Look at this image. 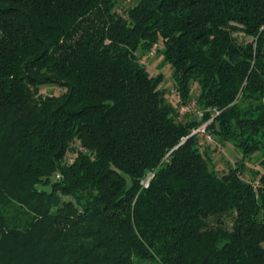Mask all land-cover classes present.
<instances>
[{
    "label": "trees",
    "instance_id": "16d2710c",
    "mask_svg": "<svg viewBox=\"0 0 264 264\" xmlns=\"http://www.w3.org/2000/svg\"><path fill=\"white\" fill-rule=\"evenodd\" d=\"M205 124L264 169V0H0V264H264V176Z\"/></svg>",
    "mask_w": 264,
    "mask_h": 264
},
{
    "label": "rangeland",
    "instance_id": "374dc122",
    "mask_svg": "<svg viewBox=\"0 0 264 264\" xmlns=\"http://www.w3.org/2000/svg\"><path fill=\"white\" fill-rule=\"evenodd\" d=\"M241 41L251 42L252 39H246L239 35ZM145 64H147V69L152 75L163 74L164 75V83L162 88L168 90V100L173 103L177 104V98L175 94V88L173 86V81L171 78V72L168 65H162V60L160 58H153L148 59L145 57L144 60ZM48 92H55L58 93L59 90L55 88H45ZM44 89V90H45ZM196 90V87H194ZM188 106V105H187ZM185 106V107H187ZM190 109L186 112H181L180 109V116L181 118H186L188 115L193 118L201 117L198 111V107L193 100L189 104ZM201 129V128H200ZM198 129H195V131ZM200 145L201 150L204 152L208 149L209 155L212 158L214 168L216 171L223 175L227 173L231 168L238 167V162L243 161L245 166V172L243 173L242 177L248 181L254 183L256 186L261 185L260 178L264 176V169L261 167L260 162L262 158V154L254 155L251 159L242 158L239 152H237L233 145L226 144L225 146L218 145L214 139H208L206 134L201 132L200 134ZM216 149V151H214ZM257 175V176H256ZM151 177V176H150ZM146 178V182L150 180V178Z\"/></svg>",
    "mask_w": 264,
    "mask_h": 264
},
{
    "label": "built area",
    "instance_id": "2783aa9c",
    "mask_svg": "<svg viewBox=\"0 0 264 264\" xmlns=\"http://www.w3.org/2000/svg\"><path fill=\"white\" fill-rule=\"evenodd\" d=\"M160 49V45L159 44H155L151 49H150V51L146 54V58H148V59H153V58H155L156 57V55H157V53H158V50ZM175 94H176V98H177V102L178 103H180L181 104V96H180V94L177 92V91H175ZM180 109H181V112H186L187 110H189L190 109V107H189V105L187 106V107H185V106H183V105H181V107H180ZM200 116H201V114H200ZM208 124V123H207ZM207 124H205V125H203V126H201L198 130H194L193 132H192V135H195V134H201V132H203V133H205L206 134V127H207ZM206 137L208 138V139H212V137L211 136H209V135H207L206 134ZM151 178V177H150ZM149 183V180L145 183V184H148Z\"/></svg>",
    "mask_w": 264,
    "mask_h": 264
}]
</instances>
